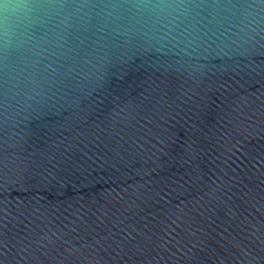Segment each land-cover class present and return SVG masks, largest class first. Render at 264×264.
I'll list each match as a JSON object with an SVG mask.
<instances>
[{
	"label": "water",
	"instance_id": "obj_1",
	"mask_svg": "<svg viewBox=\"0 0 264 264\" xmlns=\"http://www.w3.org/2000/svg\"><path fill=\"white\" fill-rule=\"evenodd\" d=\"M0 0V264H264V0Z\"/></svg>",
	"mask_w": 264,
	"mask_h": 264
},
{
	"label": "clouds",
	"instance_id": "obj_2",
	"mask_svg": "<svg viewBox=\"0 0 264 264\" xmlns=\"http://www.w3.org/2000/svg\"><path fill=\"white\" fill-rule=\"evenodd\" d=\"M21 17H28L33 11L34 0H18L16 5ZM15 19H4L0 17V42L10 44L15 37Z\"/></svg>",
	"mask_w": 264,
	"mask_h": 264
}]
</instances>
